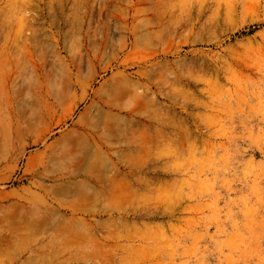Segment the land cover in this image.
Returning a JSON list of instances; mask_svg holds the SVG:
<instances>
[{
	"label": "rangeland",
	"instance_id": "374dc122",
	"mask_svg": "<svg viewBox=\"0 0 264 264\" xmlns=\"http://www.w3.org/2000/svg\"><path fill=\"white\" fill-rule=\"evenodd\" d=\"M0 264H264V0H0Z\"/></svg>",
	"mask_w": 264,
	"mask_h": 264
},
{
	"label": "bare ground",
	"instance_id": "6f19581e",
	"mask_svg": "<svg viewBox=\"0 0 264 264\" xmlns=\"http://www.w3.org/2000/svg\"><path fill=\"white\" fill-rule=\"evenodd\" d=\"M105 59V58H104ZM103 66V64H102ZM116 78V77H115ZM124 78V77H122ZM114 82V81H113ZM108 87V86H107ZM129 87V86H127ZM133 88V87H132ZM131 90L134 91V88ZM126 85L121 79H117V81L112 84L109 88L104 90L102 93H100L98 96H95L96 98L90 102L89 107L87 108L86 112H84V116L82 115L81 118H85V116H89V118L85 121L82 130L83 134H77L75 133V136H73L74 141L76 145H73L76 153L80 154L79 152L81 151L80 149L83 148L82 146L84 145V142H88L89 136L88 132L90 130L97 129L102 123L104 124L105 120L113 115V116H119V114L123 113L121 112L118 108H116V105L114 104V101H116L120 96L125 93ZM136 89V88H135ZM138 91V88H137ZM99 93V92H98ZM87 99V95H84L81 99L82 102H84ZM116 103V102H115ZM70 110V109H69ZM73 113V112H72ZM72 113L69 114V116H72ZM110 118V117H109ZM121 119V117L119 118ZM85 120V119H84ZM114 120V119H113ZM117 121V120H116ZM115 121V122H116ZM109 122V121H108ZM81 126V125H80ZM112 126V125H111ZM108 127V126H107ZM79 128V126H78ZM110 129V128H109ZM73 133V132H72ZM108 135V134H107ZM109 136V135H108ZM95 140V139H94ZM89 145V144H88ZM86 147V146H85ZM84 147V148H85ZM79 150V151H78ZM85 150L84 152H86ZM90 153V151H89ZM89 153H82L83 158L90 159L88 158ZM69 157V156H68ZM67 158V157H66ZM67 160V159H66ZM71 160V159H70ZM85 160V159H84ZM63 161V160H62ZM64 162V161H63ZM61 162V163H63ZM69 163V162H68ZM82 169V168H81Z\"/></svg>",
	"mask_w": 264,
	"mask_h": 264
}]
</instances>
